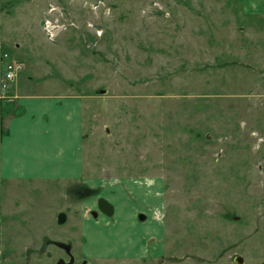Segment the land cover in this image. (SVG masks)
I'll use <instances>...</instances> for the list:
<instances>
[{
  "label": "rangeland",
  "instance_id": "obj_1",
  "mask_svg": "<svg viewBox=\"0 0 264 264\" xmlns=\"http://www.w3.org/2000/svg\"><path fill=\"white\" fill-rule=\"evenodd\" d=\"M0 37L18 95L83 103V188L164 184L158 255L88 264H264V17L240 0H0ZM80 184H2L0 264L64 261L57 245L82 260Z\"/></svg>",
  "mask_w": 264,
  "mask_h": 264
},
{
  "label": "crops",
  "instance_id": "obj_2",
  "mask_svg": "<svg viewBox=\"0 0 264 264\" xmlns=\"http://www.w3.org/2000/svg\"><path fill=\"white\" fill-rule=\"evenodd\" d=\"M240 3L244 16L264 17V0H240ZM2 73L0 62V82ZM9 91L13 96L8 99L0 85V194L2 184L10 182H80L81 190H97V197L79 199L82 209L76 232L82 239L85 259L104 263L157 256L158 243L164 236L162 180L141 176L107 181L103 185L104 200L112 206V215L107 217L97 210L98 214L91 217L102 185L82 187L83 103L63 95L22 93L20 96L19 90L11 85ZM1 243L0 221V251Z\"/></svg>",
  "mask_w": 264,
  "mask_h": 264
},
{
  "label": "built area",
  "instance_id": "obj_3",
  "mask_svg": "<svg viewBox=\"0 0 264 264\" xmlns=\"http://www.w3.org/2000/svg\"><path fill=\"white\" fill-rule=\"evenodd\" d=\"M0 62L3 64L2 73V93L6 96L9 94V84L15 81V79L24 71V64L16 59H13L7 54H2L0 56Z\"/></svg>",
  "mask_w": 264,
  "mask_h": 264
},
{
  "label": "water",
  "instance_id": "obj_4",
  "mask_svg": "<svg viewBox=\"0 0 264 264\" xmlns=\"http://www.w3.org/2000/svg\"><path fill=\"white\" fill-rule=\"evenodd\" d=\"M96 204H97V210L99 212H101L102 214H104L107 217H110L112 215V212H113L112 206L107 201H105L104 199L100 198V199H98ZM92 215L94 217L96 216L95 213L92 214ZM65 220H66V216L63 213L58 215V218H57V223L58 224H63L65 222ZM57 246H59L60 248L65 249L67 252L69 251V247H66V246H63V245H57ZM71 263H72V261H70L68 264H71ZM56 264H63V261H59Z\"/></svg>",
  "mask_w": 264,
  "mask_h": 264
},
{
  "label": "flooded vegetation",
  "instance_id": "obj_5",
  "mask_svg": "<svg viewBox=\"0 0 264 264\" xmlns=\"http://www.w3.org/2000/svg\"><path fill=\"white\" fill-rule=\"evenodd\" d=\"M63 251H64L65 254H66V259H65L64 261H63V260H58V261L55 262V264L58 263L59 261H63V264H68L70 261H72L71 264H88V260L85 259V258H83L82 260L76 262V261L73 259V257L70 255V249H69L68 252H67L65 249H64Z\"/></svg>",
  "mask_w": 264,
  "mask_h": 264
},
{
  "label": "trees",
  "instance_id": "obj_6",
  "mask_svg": "<svg viewBox=\"0 0 264 264\" xmlns=\"http://www.w3.org/2000/svg\"><path fill=\"white\" fill-rule=\"evenodd\" d=\"M83 191H85V193H86L87 196L95 195L97 193V190L83 189Z\"/></svg>",
  "mask_w": 264,
  "mask_h": 264
}]
</instances>
